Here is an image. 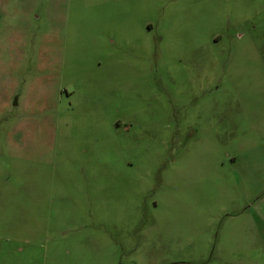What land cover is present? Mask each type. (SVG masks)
<instances>
[{
  "label": "rangeland",
  "instance_id": "obj_1",
  "mask_svg": "<svg viewBox=\"0 0 264 264\" xmlns=\"http://www.w3.org/2000/svg\"><path fill=\"white\" fill-rule=\"evenodd\" d=\"M0 264H264V0H0Z\"/></svg>",
  "mask_w": 264,
  "mask_h": 264
}]
</instances>
